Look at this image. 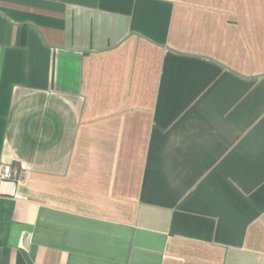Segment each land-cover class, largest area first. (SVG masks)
Listing matches in <instances>:
<instances>
[{"label":"crops","instance_id":"1","mask_svg":"<svg viewBox=\"0 0 264 264\" xmlns=\"http://www.w3.org/2000/svg\"><path fill=\"white\" fill-rule=\"evenodd\" d=\"M0 264H264V0H0Z\"/></svg>","mask_w":264,"mask_h":264},{"label":"built area","instance_id":"2","mask_svg":"<svg viewBox=\"0 0 264 264\" xmlns=\"http://www.w3.org/2000/svg\"><path fill=\"white\" fill-rule=\"evenodd\" d=\"M25 176L18 163L0 161V195L20 198L18 187L24 182Z\"/></svg>","mask_w":264,"mask_h":264}]
</instances>
